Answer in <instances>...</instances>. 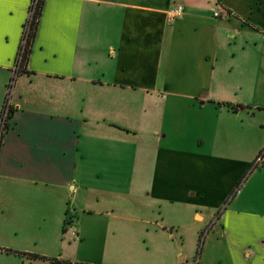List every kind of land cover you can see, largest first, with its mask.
Wrapping results in <instances>:
<instances>
[{"label":"crops","instance_id":"crops-1","mask_svg":"<svg viewBox=\"0 0 264 264\" xmlns=\"http://www.w3.org/2000/svg\"><path fill=\"white\" fill-rule=\"evenodd\" d=\"M31 3L0 0V102L7 72L15 68L19 74L10 107L11 127L0 146V174L8 178L5 193L15 206L1 219L5 226H0V264H156L146 253L131 263L121 259L119 242H111L107 256L103 239L108 233H120L115 226L80 224L75 226V239L65 235L61 219L69 211L68 204L76 202V190L86 186L82 178L92 176L96 167L107 169L114 164L90 163L110 151L91 145L81 149L75 138L82 131L104 136L113 132L107 121L125 119L107 114L123 101L139 105V113L135 108L130 115L144 130L146 104H160L162 99L184 103L195 112L191 119L185 118V126L199 130L194 135L197 148L205 145L201 150L212 154L209 147L214 150L222 143L236 153L215 156L222 167L235 168L230 183L221 189L218 234L236 263L238 257L251 254L250 245L240 243L238 237L254 231L259 236L255 256L264 262V212L255 208L264 204V153L259 149L264 134L250 129L239 115L257 104L239 101L237 90L243 85L238 79L219 78V67L213 63L214 55L223 52L222 39L231 37V32L264 30V0H43L30 53L23 72H18L19 45ZM176 6L182 7V13L169 19L168 11ZM216 10L220 11L215 17ZM241 69L244 81L251 80V73L256 81L249 58ZM81 102L87 106L86 114ZM225 103L235 106V111ZM86 120H100L101 131L83 130ZM234 144L252 145L261 167L238 155ZM244 175L246 180L232 190ZM176 185L158 180L154 198L174 200L180 194L179 201L185 200L191 184ZM16 201H20L18 209Z\"/></svg>","mask_w":264,"mask_h":264},{"label":"rangeland","instance_id":"rangeland-1","mask_svg":"<svg viewBox=\"0 0 264 264\" xmlns=\"http://www.w3.org/2000/svg\"><path fill=\"white\" fill-rule=\"evenodd\" d=\"M253 18H256V15L253 14ZM262 29L260 27L255 33L231 32V37L222 39L223 52L214 55L213 63L219 67L217 74L219 78L224 77L228 82L238 79L243 85L237 90L239 101L251 105L257 104L254 109L239 111V115L251 127L250 129L264 134V30ZM243 45L246 51L242 48ZM247 58L251 67L255 68V82L252 81L253 73L250 74L251 80L244 81L246 78L241 67ZM7 74L0 102V118L4 115L6 122L4 128L0 126L2 128L0 146L5 132L11 127L10 107L19 76L12 69ZM169 100L162 99L160 104L158 102L146 104L144 130H140L138 122H134L130 115L135 108L139 113V105L133 106L123 101L124 104L115 106L112 114H107L112 115L113 119H119L120 115L125 119V121L121 119L113 120L114 122L107 121L112 124L113 132L104 136L103 133L89 135L82 131L80 137L75 138V143L80 144L81 149L91 145L92 148L102 147L110 151V154L104 158L98 154L90 163L114 164L107 169L98 167L90 169L93 175L82 178L86 186H82L79 192L76 190L77 200L73 201L75 208L72 207L73 202L68 204L69 211H66L63 220L61 219L63 232L66 231L65 235L72 237L77 233L75 226L80 227V224L87 226L92 223L96 226L106 223L109 224L108 227L115 226L120 233L115 235L108 233L103 239L106 244V255L111 254V242H119L123 245V254L118 256L123 260L125 258L128 263L137 260L136 256L146 253L152 256L151 260L156 264H166L165 261H169L170 264H264L263 260L255 256L254 247L259 245L257 242L259 236L254 231L251 236L244 234L238 237L240 243L247 242L250 245L251 254L248 256L243 254L241 258L238 257L239 261L236 263L230 260L225 239L218 234L217 215L221 210L219 206L222 204L219 201L223 195L221 189L230 183L235 168L231 164L227 168L222 167L220 160L215 156L232 157L236 153L222 143L219 147L216 145L214 150L213 146L209 147L213 151L212 154L201 150L206 148L205 145L200 146V149L197 148V137L194 135H197L199 130L191 127L186 129L185 126V118L189 116L191 119L195 112L190 111L189 106L184 103H169ZM81 104L82 114H86L87 106L83 102ZM109 107L114 108V106ZM252 112L254 113L251 116ZM207 114L209 115L208 111ZM101 124L100 120L82 121V129L101 131L100 128L103 126ZM243 128L245 127L242 126L241 129ZM126 131L128 135H125ZM240 135L243 137L245 133L242 131ZM211 140L214 141L212 137ZM232 146L239 151L238 155H245L251 163H258L259 168L261 167L262 162L255 159L256 154L253 155L256 151L252 145ZM261 148L263 149L264 145L259 148L260 151ZM194 149L200 154L199 158L194 156ZM202 153H206L207 158H202ZM167 161L171 163L166 165ZM115 163L118 165L115 166ZM158 164L161 174L159 167L157 168ZM249 172L250 170L247 171L246 176ZM94 174H100V177ZM245 178V175L238 177L231 189L237 190L242 181L246 180ZM158 180L176 182L177 188L190 183L191 189H188L187 198L182 201H179L180 194H177L174 200L154 198L157 196L153 188L158 189ZM8 184V178L0 174L1 227L5 226L2 220L6 219L9 209L15 207L12 196L10 195V200L8 193H5ZM68 190L70 192V188ZM248 190L249 186L246 192ZM148 193L149 195H146ZM162 195L165 197V194ZM148 196L152 199L149 200ZM19 202L16 201L17 209ZM82 202L83 206L80 208ZM255 208L264 212L263 201L261 204H256ZM143 217L148 221L141 222ZM50 232L54 233L55 230ZM138 247L141 248L140 252L137 251ZM248 253L247 251L246 254Z\"/></svg>","mask_w":264,"mask_h":264},{"label":"trees","instance_id":"trees-1","mask_svg":"<svg viewBox=\"0 0 264 264\" xmlns=\"http://www.w3.org/2000/svg\"><path fill=\"white\" fill-rule=\"evenodd\" d=\"M33 2H35L34 5ZM42 5H43V0H32L30 6V10H31L30 19L27 24L29 27H27L26 32L23 33L22 38L24 42L20 43L19 45V53L16 62L17 63L16 65L18 66V72H23V66L26 64L27 56L30 53L31 43L35 35L37 20L40 15ZM225 106L235 111L236 108L235 106L228 105L227 103L225 104ZM260 153H264V148L260 151ZM33 256L34 255H32V257Z\"/></svg>","mask_w":264,"mask_h":264},{"label":"built area","instance_id":"built-area-1","mask_svg":"<svg viewBox=\"0 0 264 264\" xmlns=\"http://www.w3.org/2000/svg\"><path fill=\"white\" fill-rule=\"evenodd\" d=\"M34 4H35V2H33V5ZM182 11L183 10H182L181 6H176L174 9H171V10L168 11V18L169 19H173V18L179 16L182 13ZM30 14H31V10L28 13V19L26 21V25H25V28H24V33L26 32V29H27V24H28V21L30 19ZM214 16L215 17L218 16V12H215ZM23 42L24 41H23V38H22V42L21 43H23ZM16 70H17V68H16ZM14 71H15V68H14ZM4 123H6V122H5V116L3 115L2 118H0V126H3V128L5 127ZM1 129L2 128H0V131H1ZM257 160H259V158H257Z\"/></svg>","mask_w":264,"mask_h":264}]
</instances>
